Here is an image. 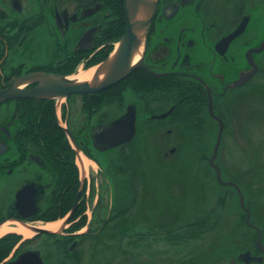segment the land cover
I'll return each instance as SVG.
<instances>
[{"label": "flooded vegetation", "instance_id": "1", "mask_svg": "<svg viewBox=\"0 0 264 264\" xmlns=\"http://www.w3.org/2000/svg\"><path fill=\"white\" fill-rule=\"evenodd\" d=\"M136 1L155 2L148 7L149 13L146 10L147 16L138 13L140 18L151 19L134 62L142 64L102 91L45 99L28 97L41 86L38 77H72L93 68L95 73L117 52L129 30L128 0H0V94L6 97L0 102V180L15 175L23 179L13 185L9 202L0 211V225L24 221L21 213H31L27 206L31 201L36 212L26 221L45 222L66 211L51 221L65 219L78 199L63 234L48 236L68 242L69 249L75 250L87 237L79 235L81 230L69 229L85 219L91 227L90 202L98 181L109 178L105 172L99 175L98 169L91 176L87 168H80L66 130L81 157L101 170L102 156L125 145L102 150L94 142V133L120 119L130 107L136 113L137 134L150 118L161 121L160 130L162 121H167L171 133L208 131V116L219 131L210 108L212 100L214 114L222 118L226 131L223 115L230 108V99H235V91L261 87L256 79L264 69V30L255 43L257 35L253 29L249 35L247 31L264 13V0ZM244 21L243 31L227 43L226 38ZM238 82L239 86H233ZM165 114V118H157ZM49 115L63 134L62 143L74 152L73 160L64 154L68 149L56 150L47 130ZM173 115L176 117L169 121ZM199 116L204 124L198 123ZM28 186L37 191L33 195L27 192L22 204L17 195ZM97 205L96 201L94 219Z\"/></svg>", "mask_w": 264, "mask_h": 264}, {"label": "rangeland", "instance_id": "2", "mask_svg": "<svg viewBox=\"0 0 264 264\" xmlns=\"http://www.w3.org/2000/svg\"><path fill=\"white\" fill-rule=\"evenodd\" d=\"M252 14H254V12H252ZM263 15L264 13L258 15L256 22L252 23L247 31V35H249L253 29L254 33L257 35V38L253 43L259 39L264 30ZM247 35L243 38H247ZM207 57L211 58V54L209 53ZM256 81L259 82V87L261 86L260 88L256 89L249 86L246 89H243V91H235L237 94L235 95V99L232 97V99H230L229 112L227 110L224 111L223 116L227 120L228 127L226 131L228 132L223 137L217 163L221 167L223 177L226 180H236L238 185L242 187L241 189L246 190L249 194V197L246 196L247 207H253L256 211L254 214L255 217H257L258 221L264 223V194L258 198L251 196L253 193H259L260 188L263 187L264 189V69L262 70V73L258 75ZM232 95L233 94H231V96ZM162 106L163 105L158 107ZM205 118L206 123H210L211 126L208 131L197 133V137L202 139L205 138L206 143H204V148L198 150L200 156L198 155L195 159L194 155L190 156V154L194 152V134L192 132H187L184 129L175 130L169 133V130L167 129V121H162L163 127H161V130L159 126H156V124L159 125L161 123L160 120H157L158 122L155 123H150L149 121L143 130L141 128L137 137L142 136L146 130H152V132L149 133L151 138L147 136L144 139H140L138 143L141 146H147L150 149L149 154L145 156V160L161 169L164 165V170H168L170 174L174 176L172 178L167 177L165 180L164 173L166 172L163 171L158 173L159 182L157 185L159 188L156 191L157 195L153 196L154 194H152L150 200L152 208H155L154 204L157 203L158 211L154 209V219L148 221V223L154 227L150 228L152 230L151 234L156 235L153 239H161V237L158 236L169 231L168 229H171V222L178 220L173 214L174 211L171 212L175 207H169L170 203L167 201V199L175 198L174 194L176 192L184 193L187 191L189 194L194 195V203H196L194 205V216L197 215V213H201L199 212L200 201H202V204L210 205L209 215L213 218V220L212 218L211 220L216 222V225L211 224L208 237L197 245L193 244L194 247L192 249L187 247L186 250L179 249L176 251L177 249H169L166 247L163 241L155 240L157 244L143 254L142 257L138 258L137 262H133L132 260L131 264H178L179 260L183 261L185 258H194V264H202L207 253L216 250L217 248L221 250V255L225 257L223 258V264H246L239 261L238 257L247 251H249L254 257L264 258V255L262 254L263 252L257 246V237L255 240L256 247H251V245L254 244V239H252L254 231H249L242 224L241 215L243 209L240 205V199L236 189L233 187H224L220 184V186H217L216 188L214 186L218 180L215 170L210 165V159L214 152L218 128L213 121H210L211 119L208 116ZM153 132H155V134ZM145 134L147 135V132ZM136 143L135 140L129 145L132 150L135 148ZM182 147L185 148L180 152ZM260 148L263 154V159L260 161L262 167L261 174L258 175L256 172V162H258L259 159L256 157V154L258 153L257 150ZM173 149H175V151L172 153ZM161 151L163 158L161 157ZM84 158L87 161V170H89L88 173H90L91 176L94 174L95 169H98L99 175L102 173L104 174L103 167L101 170L95 164L93 167L91 166L93 164L92 161H89L85 156ZM194 160L197 162L200 169L197 173L194 171ZM258 167L260 168V164H258ZM177 168L180 171H190L189 178L186 181V187L184 185L185 182H183L184 179L180 180L175 177L178 175L176 172ZM196 177L201 179L198 181ZM22 180V177L17 175L8 178V180L4 182L0 180V192L3 191L2 194H4L2 195V200H0V211L5 208L4 204L9 202L8 200L13 192V185L22 182ZM98 182L99 187L97 186L89 208V219L91 218L92 221L91 227H89L90 224L88 223V225L86 224L79 228L78 230H81L79 232L80 236L90 233L93 229L94 231L92 232H95V229H98L100 226L99 223H102L103 220L109 217L110 207L114 204L113 189L109 180L103 178L102 182L101 180ZM162 182H164L163 185L161 184ZM153 189L154 187L151 186L150 194ZM197 193L201 194L199 200L196 195ZM96 201L99 205H97V215L94 219L93 210ZM221 201L223 202L222 204ZM139 207L140 206L136 208V212L137 216L140 218L141 213H139ZM191 209L193 208L190 207V210ZM151 216L152 215L148 217L151 218ZM36 219H39V217ZM182 219L183 218H181L177 224H180ZM60 220L65 221V219ZM42 223L45 222L35 223V225H40ZM252 223L256 224V222L253 221ZM6 225L14 226L10 223H7ZM78 230H73L71 232H76ZM146 230L147 229L138 227L136 233H147ZM99 232L100 231H97L95 234H92V236H89V239H97V233ZM59 234L62 235V233ZM17 235H19L22 240L15 246L6 261H12L19 254L30 250L34 252L39 251L46 264V257L50 256L53 260H56L58 257L57 255L61 252V249H58L57 244H54L55 241L51 244L49 243L50 246L45 245L46 241L50 240V237L46 235H38L34 233L30 238H25L20 234ZM256 236H258L257 232ZM31 239H33V241L28 242ZM126 239L131 238L127 237ZM140 239H145V237ZM262 243L264 245L263 240ZM158 245L161 249L162 246L166 249H157ZM67 246L69 247V244ZM83 247H86L87 251L90 247V241L85 242ZM156 249L159 250L158 253H156ZM203 253H205V255ZM84 259V264H90L88 256L84 255ZM124 259V255L117 253L114 254V258L107 264H129L128 261L125 263ZM3 263H5V261ZM250 264H264V260L261 263L252 262Z\"/></svg>", "mask_w": 264, "mask_h": 264}, {"label": "trees", "instance_id": "3", "mask_svg": "<svg viewBox=\"0 0 264 264\" xmlns=\"http://www.w3.org/2000/svg\"><path fill=\"white\" fill-rule=\"evenodd\" d=\"M175 117L176 115L171 116L169 118V121L174 119ZM193 118L195 119V117ZM223 118L226 120L224 116ZM47 120V130L51 135V138L53 139L54 145L57 147L56 150L63 151V149H68L65 150L64 154L73 160L74 152L67 145V143H62V132H59V130H57L50 115L47 117ZM197 121L200 125L205 123L201 116L197 117ZM155 122L158 121H154L150 118V123ZM156 126L158 127L157 124ZM185 131L190 133L192 132L194 134V152H192L190 156L194 155L195 159V157H197L198 155L200 156L198 150L205 147V138L202 139L197 137V133L202 132L201 130ZM146 132L147 135L145 134ZM146 132L142 136H139L135 139L137 143L133 150L129 145H126L115 149L112 153L102 156L101 164L104 168L105 174L108 175L109 181L111 182L114 196V204L112 209L110 210L109 217L103 220L102 223H99L100 226L98 229H95V232H92L94 231L93 229L90 233L81 235V237L87 238L81 239L80 244L73 251H71L67 246L68 242L64 240H61L59 242L55 241L54 244H57L58 249L60 248L61 252L57 255L58 257L56 260H53L50 256L46 257V264H84V261L86 259V257L84 259V255L88 256L90 264H107L114 258V254L117 253L124 255L125 263H127L128 261L129 264H131L132 260L133 262H137L138 258L142 257L143 254L152 249V247L157 244L156 241L158 240L163 241L165 246L169 249H177L176 251H178L179 249L186 250L187 247H190V249H192L194 247L193 244L197 245L203 242L208 237L211 224L216 225V222L212 221L213 218L209 215L210 205L202 204V201H200L199 212L201 213H197V215L194 216V205L196 204L194 203V195H191L187 191H185L184 193L176 192L174 194L175 198L167 199V201L170 203L169 207H177L176 209L174 208L173 210H171V212L174 211L173 214L178 218V220L175 222H171V229H168L169 231L162 233L161 236L157 235L158 237H161V239H153L156 235L151 234L152 230L150 228L154 227H152L150 223H148V221H152L154 219V209L158 211L157 203L154 204L155 208H152V206L150 205L151 195H157L156 191L159 188L157 185L159 182L158 173L163 171L166 172L164 173L165 180L167 177L172 178L174 176L170 174L168 170H164V165L161 169L158 166H154L153 164L146 162L145 156L149 154L150 149L147 146H141L140 144H138L140 139L142 138L144 139L147 136L151 138L149 133L152 132V130H146ZM227 132L228 131L224 132V136ZM153 133L155 134V132ZM58 134H61V137ZM63 146L67 147L63 148ZM184 148L185 147H182L180 152L183 151ZM257 152L258 153L256 154V157L259 159V161L256 162V172L258 175H260L262 168L260 161L263 159V154L261 148L258 149ZM161 157L163 158L162 151ZM258 164H260V168L258 167ZM199 170V166L194 160V171L197 173ZM176 172L178 173V175H176L175 177L180 180L184 179L183 182H185L184 185L186 187V181L189 178L190 171H180L177 168ZM196 179L199 181V179L201 178L196 177ZM232 181L237 182L236 180ZM163 183L164 182H162L161 184L163 185ZM217 183L214 184L215 188L217 186H220L219 183ZM151 186H153L154 189L150 194L149 192ZM243 192L245 195V199L246 196L249 197V194L245 189L243 190ZM263 194L264 189L262 187L259 189V193H253V195L251 196L258 198ZM196 195L198 196L199 200L201 198V194L197 193ZM222 203L223 202L221 201V204ZM138 206H140V218L137 216L136 212V208ZM190 207H192L193 209L190 210ZM249 209L252 211V221L256 222V224L260 226L263 232L264 242V225H262L264 223H261V221H258L257 217H255L254 214L256 213V211L253 207L249 206ZM65 212L66 211L58 212V214H56L54 217H47L44 220H56L59 217L63 216ZM150 215H152L151 218L148 217ZM181 218H183L182 222L180 224H177ZM245 218L246 214L243 211L241 215L242 224L249 231H254V235L252 236V239H254V244L251 245V247H256V232L246 225ZM86 220L87 219L75 224L70 229V231L78 230L79 228L84 226L86 224ZM138 227L147 229V233L137 234L136 231L138 230ZM97 231H100L99 233H97V239L88 238L89 236H92V234H95ZM127 237L131 239H126ZM144 237L145 239H140ZM21 240V237L15 233L7 234L0 239V264L10 256L15 246L19 244ZM54 240L55 239L47 240L45 245L50 246L49 242ZM30 241H33V239L29 240L28 242ZM88 241H90V247L86 251L87 248L83 247V244ZM163 248L165 247L162 246L161 249L159 245L157 246V249L163 250ZM157 249L155 250L156 253L159 252V250ZM203 254L205 255V253ZM223 258L225 257L221 255V250L217 248L216 250L207 253L202 264H223ZM178 264H194V258H185L183 261L179 260Z\"/></svg>", "mask_w": 264, "mask_h": 264}, {"label": "water", "instance_id": "4", "mask_svg": "<svg viewBox=\"0 0 264 264\" xmlns=\"http://www.w3.org/2000/svg\"><path fill=\"white\" fill-rule=\"evenodd\" d=\"M137 2L138 1L136 0H128L127 2V12L129 17L128 33L120 42L117 52L114 55H112L107 61H105L100 65V67L94 73L91 81L80 82L76 79H72L71 77H62V76H54L49 78L38 77V81L41 83V86L38 89L32 91L28 95V97L45 98V99L56 98V97L65 98L74 94L99 92L123 80L136 67L141 65L142 61H140V63L136 65L134 64V62L136 61L135 60L136 55H138L140 52L143 39L146 35V28L148 27V24L151 21V19L149 18V16L147 17V19L140 18L138 16V13L146 12L149 6L154 7L155 2L149 1L147 3L142 2L136 4ZM141 9H144V11H141ZM147 12L149 13V10ZM147 12H146V16H147ZM245 23L246 22L244 21V23L242 24L239 30H237L231 36L226 38L227 43H229L235 36H237L243 31ZM100 75H103V77L100 78ZM251 75L252 73L250 74V76ZM239 85L240 83L238 82L233 86L236 87ZM5 99L6 97L0 94V102ZM210 108L212 115L219 122L220 125L217 141L214 147V152L210 159V165L216 171L217 179L220 184H222L223 186H234L236 189L239 190L241 206L247 214L246 224L249 227L257 230L258 232L257 245L264 254V245L262 244V231L256 225L251 223V212L245 204V199L240 190V187L234 182L224 181L222 178V171L216 163L224 133V123L220 117L214 114L212 100H210ZM167 115L168 114L161 115L160 117L157 118H164ZM136 132H137L136 113L133 107H130L127 113L124 116H122L120 119H118L117 121L111 124H108L107 126H102L98 130H96L94 133V142L97 146L102 148V150H107L110 148L118 147L123 144L131 143L136 135ZM66 133L69 135L70 139L76 145V142L73 136L71 135V133L69 132V130H66ZM174 151L175 149L172 150V153ZM29 191H31L30 195H33L32 193H35V191L37 190L34 186H28L23 188L20 191V193L17 195L19 202L24 204L25 194ZM79 197H80V192L77 198ZM35 205L36 204L34 201L28 202L27 206L31 208L32 211L29 214L21 213L22 216L24 218H28L32 216L36 212ZM77 207H78V199L74 208L72 209L66 221L64 222V225L68 224V222L73 218L77 210ZM19 223L28 227L32 232L36 234L51 233V231H48L46 229H41L38 226L29 224L24 221H19ZM238 260L246 264H250L252 262L261 263L263 262L264 258L256 257V256L254 257L251 255L249 251H247L246 253L241 254L238 257ZM6 264H44V261L39 251L34 252L28 250L21 253L15 260L9 261Z\"/></svg>", "mask_w": 264, "mask_h": 264}, {"label": "bare ground", "instance_id": "5", "mask_svg": "<svg viewBox=\"0 0 264 264\" xmlns=\"http://www.w3.org/2000/svg\"><path fill=\"white\" fill-rule=\"evenodd\" d=\"M138 57H139V54L136 55V59ZM94 71H95L94 68L90 69L88 71H80V72H78V74L73 75L72 79H76L80 82L90 81L94 75ZM84 160H85L84 157H81L79 163L81 165H83ZM86 163H87V161H86ZM8 223L12 224V222H8ZM13 224H14V226H10V225L5 224L3 227L0 228V238L6 234H9V233H17V234L22 235L25 238H30L34 234V232H32L28 227H26L20 223L13 222ZM39 227L41 229H46V230L51 231V232H61L64 229V224H63V220H58L55 222L42 223L39 225Z\"/></svg>", "mask_w": 264, "mask_h": 264}]
</instances>
